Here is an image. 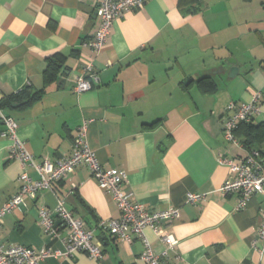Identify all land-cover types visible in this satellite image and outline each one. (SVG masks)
Instances as JSON below:
<instances>
[{
  "label": "crops",
  "instance_id": "1",
  "mask_svg": "<svg viewBox=\"0 0 264 264\" xmlns=\"http://www.w3.org/2000/svg\"><path fill=\"white\" fill-rule=\"evenodd\" d=\"M99 1L0 0V99L45 90L39 100L5 108L18 137L35 163L56 161L70 155L86 123L89 148L105 169L127 173L132 200L149 212L179 209L180 217L164 224L177 243L165 264H264L253 245L264 196L236 211L238 196L220 191L229 170L219 163L220 156L250 153L243 129L236 136L240 145L225 139L231 103H248L260 93L253 124L264 125V0H150L118 19L95 55L83 45L99 28ZM56 56L64 66L46 82L48 60ZM90 60L98 81L77 94L76 79ZM4 129L0 120V208L18 193L22 174L9 158L12 142L2 137ZM260 142L252 147L264 153ZM28 173L38 179L35 169ZM189 194L204 199L188 204ZM60 200L94 230L104 256L98 262L77 253L42 264H146L141 240L120 242L98 228L120 213L86 166L6 215L0 244L64 250L67 232L48 239L39 217L42 207L54 210ZM145 235L157 253L165 250L153 231Z\"/></svg>",
  "mask_w": 264,
  "mask_h": 264
},
{
  "label": "built area",
  "instance_id": "2",
  "mask_svg": "<svg viewBox=\"0 0 264 264\" xmlns=\"http://www.w3.org/2000/svg\"><path fill=\"white\" fill-rule=\"evenodd\" d=\"M150 0H100L95 8V15L100 25L91 41L84 43L95 55L105 48L112 34L115 22L125 14L143 9ZM93 61L86 63L76 79L74 91L77 94L89 92L93 89V82H97ZM1 100V99H0ZM261 94L254 95L248 103H231L228 107L233 113L223 121L225 139L235 145H240L235 131L241 123H252L254 116L260 111ZM0 120L4 124L2 137L8 138L12 144L9 158L20 163L22 174L19 178L18 193L0 208V226L3 218L14 209L25 205L27 199L37 200L43 191L52 190L53 185L66 180L73 175L80 166H86L99 187L117 203L120 216L110 221H100L98 228L107 231L120 242L132 243L141 240L145 250L141 260L146 264H165L176 243L173 235L164 229L165 223H172L180 217L179 209L172 208L165 211L149 212L146 208L132 200L131 193L126 190L128 184L127 173L120 169H105L98 161L94 151L87 143V124L79 129L72 151L66 158L51 161L45 159L37 164L34 155L28 149L26 142L17 135L18 124L2 108ZM219 163L227 166L229 178L220 191L225 195L238 196L236 211H245L255 195L264 196V155L260 151H252L246 157H219ZM33 168L38 173L34 180L28 173ZM202 195L189 194L188 204L202 201ZM42 230L48 239L59 238L62 231L67 235L62 243L64 250L35 249L28 246L12 245L4 247L0 244V264H42L48 259L73 258L77 253L87 254L90 258L100 262L104 256V243L95 238L94 230L86 227L85 222L70 211L64 200L58 202L54 210L42 207L39 211ZM261 225L257 231L254 249L264 256V202L260 208ZM149 229L164 244L165 250L157 253L145 235ZM261 264V263H258Z\"/></svg>",
  "mask_w": 264,
  "mask_h": 264
},
{
  "label": "trees",
  "instance_id": "3",
  "mask_svg": "<svg viewBox=\"0 0 264 264\" xmlns=\"http://www.w3.org/2000/svg\"><path fill=\"white\" fill-rule=\"evenodd\" d=\"M63 64H64V58H62L61 56H56L48 60V64L44 73L46 82H50L55 77L57 72H59L60 69L64 66ZM200 82L205 83L204 80H201ZM213 85L214 84L212 82H209L208 84H206V87L208 88L209 91H212L215 89ZM44 92L45 90L43 89L41 91H37L31 94L27 90H22L17 94H13L7 98L1 99L0 108L5 110L6 107L12 108L14 104H21L25 101H28L27 104H30L33 101L39 100L43 96ZM241 129H243L242 135H244L245 137L243 142L244 147L247 148L250 151V153L252 151H259V150H254L252 146L261 143L260 141L264 139V125H259V126L254 125L253 122L241 123L235 131L236 136H238L237 133ZM260 152L264 155L262 151Z\"/></svg>",
  "mask_w": 264,
  "mask_h": 264
},
{
  "label": "water",
  "instance_id": "4",
  "mask_svg": "<svg viewBox=\"0 0 264 264\" xmlns=\"http://www.w3.org/2000/svg\"><path fill=\"white\" fill-rule=\"evenodd\" d=\"M229 63H233V64H235L236 62L233 61V62H229ZM237 71H238L237 67H234V68L231 70V76H233V74L236 73ZM27 103H28V101H25V102H23V103H21V104H14V105L12 106V108L17 109V108H20V107L26 105Z\"/></svg>",
  "mask_w": 264,
  "mask_h": 264
}]
</instances>
